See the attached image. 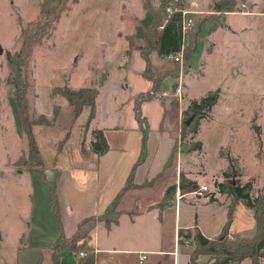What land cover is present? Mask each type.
Wrapping results in <instances>:
<instances>
[{
    "label": "rangeland",
    "instance_id": "obj_1",
    "mask_svg": "<svg viewBox=\"0 0 264 264\" xmlns=\"http://www.w3.org/2000/svg\"><path fill=\"white\" fill-rule=\"evenodd\" d=\"M42 1L0 0V264H46L47 253L61 234L51 208L50 188L35 167L28 164L29 143L14 101V88L7 83V55L21 48V30L38 18ZM160 3V0H70L69 8L34 48L28 65L31 81L28 104L31 120L37 122L33 133L44 160L45 177L51 185L59 181L54 168L78 163L84 134H89L85 135V144L91 149L93 127L91 124L86 129V112L73 122L72 108L56 90L98 85L108 73L105 64L111 60L107 58L109 51L122 55L126 50L131 53L132 46L144 44V35L154 20L153 12L161 10ZM169 3L192 11L187 16L184 50L186 53L190 46H195V52L189 62L185 59L183 66L167 57L165 72H155L150 66L147 71L157 80L162 79V74L173 78L169 97H161L162 92L151 95L172 100L179 110L180 136L174 160L178 158L180 165L189 170V178L199 185L196 191L208 188L203 196L195 195L194 191L192 198L179 202L182 221L190 220L191 213L195 217L198 212L200 229L213 239L223 232L232 204V197L219 193L215 185L225 181L223 174L229 168V158L234 160L242 182L253 180V196H264V0H169ZM164 10L169 14L167 8ZM193 32L198 34L196 40H189ZM151 61L156 64L153 57ZM181 76L183 95L174 97ZM211 91H219L220 95L214 111L200 120L197 133L192 135L191 129L182 131L183 112ZM55 109L58 115L54 120ZM42 116L49 119L50 126L39 124ZM199 142L201 148L192 151ZM199 198H205L207 203ZM230 231L232 244L251 239L256 233L253 213L244 203L237 205ZM195 234L194 230L188 237L185 231L179 238L180 251L190 257L197 250ZM197 260L193 264L213 262L208 256H199ZM162 263L172 264V257L150 256L145 264ZM242 264L252 263L247 259ZM260 264H264V256Z\"/></svg>",
    "mask_w": 264,
    "mask_h": 264
},
{
    "label": "crops",
    "instance_id": "obj_2",
    "mask_svg": "<svg viewBox=\"0 0 264 264\" xmlns=\"http://www.w3.org/2000/svg\"><path fill=\"white\" fill-rule=\"evenodd\" d=\"M107 58H111L105 64L108 77L100 88L97 114L90 132L102 130L109 149L98 156L85 144L88 152L82 153L76 165L54 168L59 173L56 185L61 218L59 231L70 238L83 220L106 213L132 176L133 186L125 189L119 201L118 222L111 226L99 222L93 232L91 245L95 264H145L150 256H171L172 264H190L189 253L180 251L179 232L192 234L200 230L206 238H212L200 229L198 212L195 217L191 213L190 220L182 221L179 202L192 198L199 185L189 178V170L180 165V160H174L180 124L179 110L172 100L154 97L140 103L141 116L149 133L144 159L138 163L143 154V132L136 117V101L153 92H168L173 78L166 76L156 91L153 80L146 76L148 63L139 50L131 53L126 50L122 55L111 50ZM166 58L152 51L149 60L153 71H168ZM167 173L170 177H166ZM181 174L187 180L183 189L180 187ZM172 186L176 189L168 195ZM199 199L207 203L205 198ZM164 215L168 216L167 221ZM143 254L146 259L140 263ZM47 255L46 264H54L53 245ZM78 261L76 253L63 251L59 264H78Z\"/></svg>",
    "mask_w": 264,
    "mask_h": 264
},
{
    "label": "trees",
    "instance_id": "obj_3",
    "mask_svg": "<svg viewBox=\"0 0 264 264\" xmlns=\"http://www.w3.org/2000/svg\"><path fill=\"white\" fill-rule=\"evenodd\" d=\"M160 9L153 12V23L148 29V33L144 35V44L132 46L134 50H139L143 57L148 63V68L150 67L149 55L152 51H157L160 56L168 57L179 53L184 45V35L182 32V16L180 13H173L171 15L166 14L165 10L170 4L169 0H160ZM70 0H43L40 5V14L38 18L32 23L26 25L21 30L22 45L19 51L14 54L8 53L7 60L9 65V74L7 78L8 85L12 86L13 97L17 106L19 116L22 122V127L24 134L29 143L28 151V164L38 173L39 177L46 183L50 188L51 197V208L55 211L57 216V221L61 230V218L60 213L57 211V197H56V185L50 184L49 180L45 177V172L43 170L44 161L40 148L35 140L33 133V126L37 124L31 120L30 110L28 104V94L31 87V81L28 72V65L30 63L32 53L34 48L40 44L42 36L51 30L52 26L59 21L64 12L69 8ZM168 5V6H167ZM163 8V9H162ZM230 11V10H229ZM197 33L193 32L189 36V40H196ZM197 41H195L196 43ZM194 43V45H195ZM130 48V51H131ZM189 47L185 53V59L189 62L192 54L195 52V46ZM148 75V76H147ZM146 76L153 80L154 89L159 90L160 82L166 78L165 74H162V79L157 80L156 77L150 75L149 71H146ZM98 85H90L81 87L79 89H73L71 87H65L63 89L56 90L57 94L64 97L69 106L72 108L73 112V122L77 121L83 113L86 114V129H90V124L96 117L97 114V98L100 94V88L103 86L106 78ZM154 93V92H153ZM219 91H211L203 96L199 101H193L185 112H183L184 125L182 131H188L193 135L197 133V129L200 124V120L210 114L213 108L219 101ZM151 94H146L141 96L136 101V117L141 124L143 132V148L141 157L138 161L141 162L144 159L146 151V140L148 139L149 127L141 116L140 103L152 99ZM54 120L57 118V110L55 109ZM191 125L187 122L191 121ZM40 125L50 126L51 122L45 116L41 117ZM258 130V129H256ZM260 134L259 131H256ZM92 141H91V151L102 156L105 154L109 145L106 136L102 130L92 131ZM259 147H262V142L260 140V135L258 136ZM201 142L192 147V151L201 148ZM83 154H87L85 147V141L82 148ZM41 167L42 170L37 169ZM225 181L215 182V185L221 194H225L232 197V204L228 213V221L223 228V232L214 238H206L200 230L196 231L193 241L197 245V250L191 254L190 264L197 260L199 256H208L212 264H242L245 260L249 259L252 264H260L261 258L264 256V196L256 195L253 196L254 182L249 180L247 182H242L240 177L241 174L236 168L235 162L232 158H229V168L223 174ZM234 177L238 178L236 181ZM184 175L180 176V187L183 189L185 187ZM133 186L132 176H130L129 181L126 183V188ZM125 188V189H126ZM122 190L118 197L110 204L106 213L96 218H87L83 220L78 226L76 233L70 237L66 238L63 233L53 244V259L54 264H59L61 253L63 251H71L79 256L78 264H95L94 248L91 245L93 239V232L96 228L97 223L104 222L106 225L112 223H117L121 212L118 210V205L121 196L123 195ZM176 186H172L168 189V195L171 191L175 190ZM244 203L248 209L253 213V217L256 223V233L251 239H242L239 242L232 244L229 242L230 238V226L232 223L234 211L238 204ZM184 233L183 230L179 232L181 237ZM192 236L188 232V237ZM179 240V244H180ZM83 252L85 255L80 257V253ZM198 253V254H197Z\"/></svg>",
    "mask_w": 264,
    "mask_h": 264
},
{
    "label": "built area",
    "instance_id": "obj_4",
    "mask_svg": "<svg viewBox=\"0 0 264 264\" xmlns=\"http://www.w3.org/2000/svg\"><path fill=\"white\" fill-rule=\"evenodd\" d=\"M194 5H196V4L194 3ZM167 12L169 13V15L176 13V12L181 14V16H182V32H183V35L185 36L187 27H189V23H187V16L192 11H188L187 9L182 8L180 5H177V3H176L174 5L167 7ZM171 58L174 61H176V63L178 62V63L182 64V66H183L184 61H185L184 45H183L181 51L179 53L171 56ZM182 89H183V76H181L179 83H178V87H177L176 91H174L175 94H173V96L180 98L181 95H183ZM160 95H161V97H169L170 96L169 92H162ZM206 191H208V188L202 187V189H200L199 191H195L194 194L198 195V196H203ZM79 255H80V257H83L85 254L83 252H81ZM145 259H146V256H145V254H143L140 258V263H142Z\"/></svg>",
    "mask_w": 264,
    "mask_h": 264
},
{
    "label": "water",
    "instance_id": "obj_5",
    "mask_svg": "<svg viewBox=\"0 0 264 264\" xmlns=\"http://www.w3.org/2000/svg\"><path fill=\"white\" fill-rule=\"evenodd\" d=\"M187 124H190V122L188 121Z\"/></svg>",
    "mask_w": 264,
    "mask_h": 264
}]
</instances>
